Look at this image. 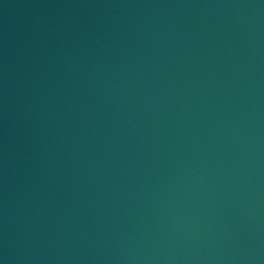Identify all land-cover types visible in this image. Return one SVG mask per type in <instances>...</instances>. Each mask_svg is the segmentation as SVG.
Returning a JSON list of instances; mask_svg holds the SVG:
<instances>
[{"label": "water", "instance_id": "95a60500", "mask_svg": "<svg viewBox=\"0 0 264 264\" xmlns=\"http://www.w3.org/2000/svg\"><path fill=\"white\" fill-rule=\"evenodd\" d=\"M0 264H264V0H0Z\"/></svg>", "mask_w": 264, "mask_h": 264}]
</instances>
